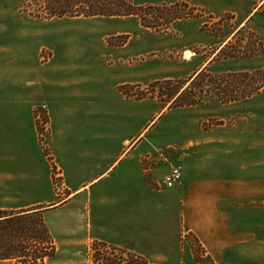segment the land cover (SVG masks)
Segmentation results:
<instances>
[{
    "label": "rangeland",
    "instance_id": "obj_1",
    "mask_svg": "<svg viewBox=\"0 0 264 264\" xmlns=\"http://www.w3.org/2000/svg\"><path fill=\"white\" fill-rule=\"evenodd\" d=\"M130 1L141 12L154 11L142 17L152 27L133 15L50 16L47 0H0V153L9 157L4 165L15 171L32 166L41 176L35 182L43 185L44 179L57 200L68 194V183H83L94 169L82 166L86 157H71L66 181L53 160L54 145L68 140L67 129L60 128L67 124L57 114L71 112L80 135L91 125L93 132L120 136L108 140V159L121 136L147 128L139 139V173L154 188L170 163L183 173L187 166L191 176L234 173L249 163L253 174L264 171V0L250 15L257 0ZM185 50L192 52L189 58ZM211 59L204 80L179 100L199 104L170 106V94L181 92ZM232 97L238 100L228 101ZM47 103L60 107L54 125ZM69 139L80 141L76 131ZM31 145L41 147L46 164L31 156ZM105 190L109 194L110 186ZM191 233L181 229L179 240L193 254ZM100 242L62 250L54 243L43 264H142L133 256L138 253L125 248L108 244L95 251ZM8 259L0 264H17Z\"/></svg>",
    "mask_w": 264,
    "mask_h": 264
},
{
    "label": "crops",
    "instance_id": "obj_2",
    "mask_svg": "<svg viewBox=\"0 0 264 264\" xmlns=\"http://www.w3.org/2000/svg\"><path fill=\"white\" fill-rule=\"evenodd\" d=\"M261 3L257 0L252 4L248 15ZM59 108L58 104L48 107L47 103L52 125ZM70 114H57L61 123L67 124L60 128L61 132L67 129L68 140L54 145L53 160L66 181L67 167L74 164L71 157H86L82 166L94 167L89 178L76 186L68 183V194L57 200L45 189L44 179L43 185L35 182L41 176L32 166L15 171L4 165V158L9 161V157L0 153V209H40L57 250L87 246L97 239L150 261L197 264L190 246L180 245L182 229L194 234L215 264H264V171L253 174L249 163L234 173L203 177L191 176L186 166L178 184L154 188L139 173V139L147 128L136 136L132 130L126 138L121 136L115 154L108 159L110 142L120 136L109 138L107 131L93 132L91 125L85 126L84 135H80L81 127L71 124ZM75 131L80 141L69 143ZM30 151L34 159L46 164L41 147L31 145ZM106 185L111 188L109 194Z\"/></svg>",
    "mask_w": 264,
    "mask_h": 264
},
{
    "label": "trees",
    "instance_id": "obj_3",
    "mask_svg": "<svg viewBox=\"0 0 264 264\" xmlns=\"http://www.w3.org/2000/svg\"><path fill=\"white\" fill-rule=\"evenodd\" d=\"M47 12L50 16H137L140 24L146 28L152 27L146 23L145 14H154V11L141 12L140 7L134 5L130 0H47ZM158 17V15H156ZM226 45H220L216 56L220 50ZM214 59V58H213ZM212 61V59L210 60ZM207 68L202 67L195 72L190 78L188 85L178 93V89L170 94L168 101L170 106H185L197 105L199 102L196 99H189L188 101H179L183 96L185 90L191 85L195 84L196 80L205 76ZM250 73V77L253 76ZM249 76L247 73L243 77ZM190 84V85H189ZM263 86L262 83L256 88ZM120 88V87H119ZM121 88H123L121 86ZM120 90V89H119ZM122 90V89H121ZM124 94L128 95L127 90H122ZM178 93V94H177ZM237 97H232L228 101H236ZM192 234V233H191ZM196 244L193 247V255L197 264H215L212 258L206 253L205 249L192 234ZM37 243L38 245H33ZM99 244V245H98ZM95 251L103 252L109 246L103 242L94 243ZM54 242L48 231L47 225L43 221L40 209H30L22 211H5L0 210V259L13 258L17 260V264H43L46 256L53 254ZM205 258L201 260L203 253ZM135 258H139L142 264H149L141 255L133 254Z\"/></svg>",
    "mask_w": 264,
    "mask_h": 264
},
{
    "label": "built area",
    "instance_id": "obj_4",
    "mask_svg": "<svg viewBox=\"0 0 264 264\" xmlns=\"http://www.w3.org/2000/svg\"><path fill=\"white\" fill-rule=\"evenodd\" d=\"M182 178V169L178 164L170 163L167 171L158 182L159 187L171 188L178 184Z\"/></svg>",
    "mask_w": 264,
    "mask_h": 264
},
{
    "label": "bare ground",
    "instance_id": "obj_5",
    "mask_svg": "<svg viewBox=\"0 0 264 264\" xmlns=\"http://www.w3.org/2000/svg\"><path fill=\"white\" fill-rule=\"evenodd\" d=\"M191 53H192L191 51L185 50L184 55L186 56V58H189Z\"/></svg>",
    "mask_w": 264,
    "mask_h": 264
}]
</instances>
